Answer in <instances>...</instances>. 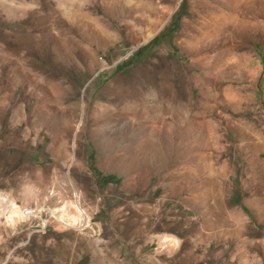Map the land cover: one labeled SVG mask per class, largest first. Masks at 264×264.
Here are the masks:
<instances>
[{"label":"rangeland","instance_id":"obj_1","mask_svg":"<svg viewBox=\"0 0 264 264\" xmlns=\"http://www.w3.org/2000/svg\"><path fill=\"white\" fill-rule=\"evenodd\" d=\"M219 4L0 0V264H264V12Z\"/></svg>","mask_w":264,"mask_h":264},{"label":"bare ground","instance_id":"obj_2","mask_svg":"<svg viewBox=\"0 0 264 264\" xmlns=\"http://www.w3.org/2000/svg\"><path fill=\"white\" fill-rule=\"evenodd\" d=\"M257 0H221V5L222 6H220V4H219V7H220V9H223L224 10V8H226L229 12L230 11H232V12H236L237 10L238 11H240L241 10V8H245V9H247L248 11L250 10V11H252V12H256V11H260V12H264V0H260L259 2L257 1ZM220 3V2H219ZM218 9V8H217ZM208 11H206V12H209V9H207ZM223 10H221V11H223ZM244 11V10H243ZM224 12V11H223ZM198 13V12H197ZM225 13V12H224ZM226 13H228L227 11H226ZM225 13V14H226ZM238 14V13H237ZM240 15V14H239ZM239 15H237V17L239 16ZM226 16V15H225ZM230 16H231V14L229 15V18H230ZM233 17H234V14L232 15ZM236 16V15H235ZM263 16V15H262ZM232 18V17H231ZM230 18V19H231ZM236 18V17H235ZM208 21V20H207ZM225 21V20H224ZM230 21V20H229ZM228 21V22H229ZM236 22V21H235ZM244 22V21H243ZM250 22V21H249ZM222 24V23H221ZM225 24H226V22H225ZM224 24V25H225ZM230 24V23H229ZM229 24H227V25H229ZM233 24V23H232ZM231 26V25H230ZM233 27V26H232ZM264 30V29H263ZM235 31V30H234ZM252 31V30H251ZM261 34V33H260ZM184 40H186V39H184ZM182 42H183V40H182ZM181 42V43H182ZM190 42V41H189ZM185 44H186V42H185ZM184 45V44H183ZM185 46V45H184ZM185 49H187L190 53L192 52V54H194V56H199L200 55V53L199 52H197V48H195V45H193V44H191L190 43V45L187 43L186 44V46H185ZM209 56V54L208 53H205L204 55H202V57L200 58H196V60L194 59V63H200L202 60H205L207 57ZM251 65V64H250ZM248 67V66H247ZM167 69V68H166ZM260 70H261V67L258 65V63H257V61L256 60H253V67L252 68H247V77H248V79L249 80H251V81H257L256 80V77H257V74L258 73H260ZM151 71V70H150ZM176 71H177V74H178V79H179V82L177 83V84H179V85H181L182 87H183V91H182V93H179V92H177V95H176V91H175V98L173 97V95H172V98L174 99V102H176V103H174V104H172V105H177V106H175L176 108L177 107H183V106H186V105H184L185 103V101H186V103L188 104H190V106L191 105H193L194 106V108H195V106L197 107V104L199 105V107H201V105L203 104V102H202V99L201 100H196L195 98H194V100L192 99V96L191 95H193V94H191V93H189V86L190 85H192V83H196L197 81H199V82H201L200 81V79H203L204 78V76H203V78H201L199 75H197L196 73H190V71L187 69V68H184L183 66H177V68H176ZM164 72V71H163ZM169 72V71H168ZM197 72V71H196ZM205 72V74H207L206 73V71H204ZM203 72V73H204ZM155 74V73H154ZM166 74V73H165ZM163 75V79H164V81L162 82L163 83V88L166 90L167 88H168V86H169V84H170V81H168L169 82V84L167 83V81L166 80H168L167 79V75ZM200 74V73H199ZM171 75V74H170ZM144 78V77H143ZM145 80H146V84H148L149 85V88L152 90L154 87H157L155 84H154V78H153V75H151V72L150 73H148L147 75H146V77H145ZM206 81H207V79H205ZM208 80H209V78H208ZM142 81V80H141ZM160 81V80H159ZM178 81V80H177ZM205 81V82H206ZM145 82V81H144ZM208 82L209 81H207V84H208ZM202 83V82H201ZM256 83V82H255ZM173 84L174 83H172V87H174L173 86ZM251 84V83H250ZM142 84H141V82L139 81V79L137 80V79H135V80H132L131 81V87L130 88H127L126 87V89H121V90H114V91H111L110 92V98H112L111 100L113 101V102H116L117 101V104H122V105H125V110H130L131 108H136V107H138L139 106V104L141 103V101L143 102L144 101V97L142 96V94H143V87L141 86ZM178 85V86H179ZM194 85V84H193ZM200 86V88H201V84L199 85ZM170 87H171V85H170ZM162 88V89H163ZM193 88V87H192ZM142 89V90H141ZM107 90V89H106ZM108 90L110 91L111 89L110 88H108ZM165 90H164V92H165ZM173 90V89H172ZM171 90V91H172ZM178 90V89H177ZM198 90H199V88H198ZM201 90H202V88H201ZM138 91H140V94H139V92ZM148 91H149V89H148ZM156 92V94H157V97L159 96V98L158 99H162V96L164 95L163 93V91L161 90V89H159L158 91H157V89L155 90ZM190 91H192V89L190 90ZM168 92V91H167ZM169 93V92H168ZM171 93V92H170ZM170 93H169V95H170ZM193 93V92H192ZM181 94V95H180ZM190 94V95H189ZM205 94V93H204ZM144 95V94H143ZM155 95V94H154ZM171 95H170V98H171ZM185 95V96H184ZM200 95H201V92H200ZM205 96H207V94L205 95ZM194 97V96H193ZM199 97V96H198ZM203 99H204V97H203ZM157 100V99H156ZM163 100V99H162ZM161 100V101H162ZM165 101V100H164ZM167 101V100H166ZM165 101V102H166ZM173 102V101H172ZM206 102V101H205ZM208 102V101H207ZM160 103V102H159ZM164 103V102H163ZM168 103V102H167ZM209 103V102H208ZM169 104H170V102H169ZM207 104V103H206ZM189 106V105H188ZM193 106H191V107H193ZM205 106V105H204ZM203 106V107H204ZM207 106V105H206ZM209 106V105H208ZM202 107V108H203ZM184 108V107H183ZM198 108V107H197ZM198 109H201V108H198ZM195 110H196V108H195ZM210 110H212L211 108H208V114H210ZM197 111V110H196ZM202 111V110H201ZM195 112V111H194ZM198 113V112H197ZM203 113V112H202ZM179 114V113H178ZM203 114H205V113H203ZM195 115H196V113H195ZM206 115V114H205ZM181 117H182V115H180ZM179 117V116H178ZM164 119V118H163ZM160 122H162V120L160 121ZM179 122V121H178ZM18 211V210H17ZM18 213V212H17ZM13 218H14V216H13ZM164 242L165 243H167V240H164Z\"/></svg>","mask_w":264,"mask_h":264}]
</instances>
